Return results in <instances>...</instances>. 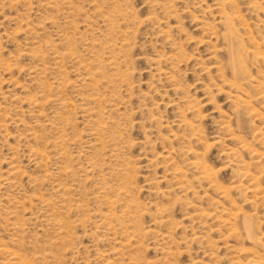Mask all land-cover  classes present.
Listing matches in <instances>:
<instances>
[{
    "label": "rangeland",
    "instance_id": "374dc122",
    "mask_svg": "<svg viewBox=\"0 0 264 264\" xmlns=\"http://www.w3.org/2000/svg\"><path fill=\"white\" fill-rule=\"evenodd\" d=\"M0 264H264V0H0Z\"/></svg>",
    "mask_w": 264,
    "mask_h": 264
},
{
    "label": "bare ground",
    "instance_id": "6f19581e",
    "mask_svg": "<svg viewBox=\"0 0 264 264\" xmlns=\"http://www.w3.org/2000/svg\"><path fill=\"white\" fill-rule=\"evenodd\" d=\"M218 5V4H217ZM188 127V126H187ZM249 228H250V225H249ZM248 230V229H247Z\"/></svg>",
    "mask_w": 264,
    "mask_h": 264
}]
</instances>
